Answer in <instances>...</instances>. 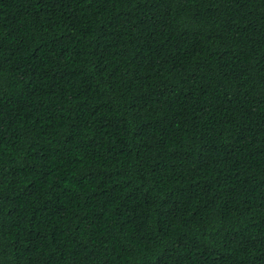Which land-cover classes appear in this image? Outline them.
Segmentation results:
<instances>
[{"label": "trees", "instance_id": "trees-1", "mask_svg": "<svg viewBox=\"0 0 264 264\" xmlns=\"http://www.w3.org/2000/svg\"><path fill=\"white\" fill-rule=\"evenodd\" d=\"M0 264H264V0H0Z\"/></svg>", "mask_w": 264, "mask_h": 264}]
</instances>
